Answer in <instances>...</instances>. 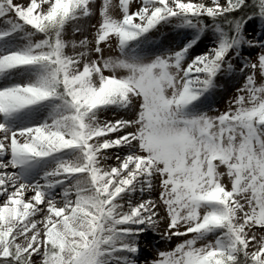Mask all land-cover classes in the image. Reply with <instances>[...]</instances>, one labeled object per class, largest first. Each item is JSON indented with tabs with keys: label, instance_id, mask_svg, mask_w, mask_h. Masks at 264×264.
Returning <instances> with one entry per match:
<instances>
[{
	"label": "snow or ice",
	"instance_id": "obj_1",
	"mask_svg": "<svg viewBox=\"0 0 264 264\" xmlns=\"http://www.w3.org/2000/svg\"><path fill=\"white\" fill-rule=\"evenodd\" d=\"M0 264H264V0H0Z\"/></svg>",
	"mask_w": 264,
	"mask_h": 264
},
{
	"label": "bare ground",
	"instance_id": "obj_2",
	"mask_svg": "<svg viewBox=\"0 0 264 264\" xmlns=\"http://www.w3.org/2000/svg\"><path fill=\"white\" fill-rule=\"evenodd\" d=\"M206 2H208V0H206ZM252 27L253 26H249V31L252 30ZM169 39H171V37H169ZM205 43H207V41H205V42L200 44V49H204L205 48ZM222 79L226 81V84L222 85V87L217 90L215 95H216V97L217 96L218 97L213 99L211 106L219 104L221 101H223L225 96L228 94V92L238 82L237 80L229 79L227 77H222ZM217 83H218V81H217ZM154 239L158 241L159 238L158 237H154L152 234H149L148 237L146 238V245L147 246L145 248L144 254L141 256V259H144V258H149L150 259V258L155 256V254H156L155 253V249L152 247V242H153ZM156 247L163 248V247H165V245H164L163 242H159V243L156 244Z\"/></svg>",
	"mask_w": 264,
	"mask_h": 264
},
{
	"label": "rangeland",
	"instance_id": "obj_3",
	"mask_svg": "<svg viewBox=\"0 0 264 264\" xmlns=\"http://www.w3.org/2000/svg\"><path fill=\"white\" fill-rule=\"evenodd\" d=\"M98 2H100V0H98ZM95 22V17H93V20L91 21V23H94ZM165 33L167 32V29H164L163 30ZM159 36V34H157ZM256 51L257 50H250V51H246L245 54H248V55H251L253 57V59L255 58V54H256ZM234 63L237 64V66H239V62L235 61ZM242 83V79L239 80L237 82V84L234 85V87L228 92V94L225 96L224 100L221 101L219 104H216V105H213L212 107L215 108V109H219V110H225L226 107H227V104H228V101H229V98L234 96L235 95V90L236 88H238L240 86V84ZM226 84V81L222 79V77H220L218 79V85H225ZM218 97V96H217ZM216 95L213 97V99L217 98ZM176 243V241H172L170 243V247L171 246H174V244ZM164 248V247H163Z\"/></svg>",
	"mask_w": 264,
	"mask_h": 264
}]
</instances>
